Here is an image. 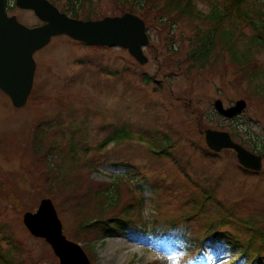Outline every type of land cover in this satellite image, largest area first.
<instances>
[{"label": "rangeland", "instance_id": "374dc122", "mask_svg": "<svg viewBox=\"0 0 264 264\" xmlns=\"http://www.w3.org/2000/svg\"><path fill=\"white\" fill-rule=\"evenodd\" d=\"M55 1L59 8L67 6L66 0ZM9 2L8 14L27 26L40 24L32 11L18 9L14 0ZM194 2L197 8L209 11V0ZM214 3L221 5V0ZM123 4V0H94L91 8L80 9V15H116L125 8ZM236 22L225 25L235 30V45L242 49L251 42L254 30ZM148 25L152 45L144 50L149 59L144 65L135 64L119 47L91 48L59 36L33 55L36 69L26 105L12 107L0 91V255L6 262L58 264L50 246L32 236L22 222L25 211L34 210L41 198L50 197L64 234L83 248L92 264H249L243 255L249 245L251 258L260 242L257 232L254 235L256 227L262 228L264 236V170L242 169L231 151L211 155L202 131L207 127L232 128L249 146L253 147L252 141H247L249 136L264 144V78L251 85L221 51L217 57L214 53L203 69L191 67L190 59H184L190 48L187 38L194 37L197 28H208L206 20L184 17L175 21L170 31L177 40L174 47L181 46L177 53L168 52L166 31L160 32L152 21ZM253 52L254 67L264 69V45ZM102 68L116 74L102 72ZM142 74L161 80L159 91L154 89L156 81L141 82ZM242 97L248 108L235 119H221L213 110L216 98L228 105ZM127 126L138 133L154 135L148 130L156 129L170 135L175 142L171 155L155 154L139 134L126 136ZM111 135L113 139L103 152L96 153L97 144ZM35 143L41 144L39 150ZM87 175L95 181L90 184L97 185L96 189L113 181L109 201L118 198V204L103 208L94 202L104 197L102 193H87L93 200L85 202L77 214V202L72 196L65 199L80 180L85 184ZM130 181L144 187V206L138 213L146 227L152 226L153 219L166 223L179 214L176 225L183 227L190 239L126 231L94 241L89 230L76 232L84 220L122 213L131 195L138 197L140 192L125 190L133 188ZM209 189L214 193L206 200L204 191ZM201 200L205 210L194 214L191 207ZM133 201L131 216L137 219L139 209ZM221 216L226 217V224L211 229L209 235L224 232L232 244L223 237L203 238L205 224ZM89 239H94L91 246ZM201 239L202 252L197 254ZM260 252L264 255V246ZM256 264H264V260Z\"/></svg>", "mask_w": 264, "mask_h": 264}, {"label": "water", "instance_id": "95a60500", "mask_svg": "<svg viewBox=\"0 0 264 264\" xmlns=\"http://www.w3.org/2000/svg\"><path fill=\"white\" fill-rule=\"evenodd\" d=\"M16 4L20 8L33 9L47 23L27 28L18 23L15 16H6L4 0H0V88L9 95L15 107L26 102L31 90L35 69L33 52L47 44L53 35L64 33L89 44L120 45L140 63L147 61L141 48L148 44L144 22L132 13L81 21L60 13L47 0H16ZM214 106L220 114L231 117L242 111L246 103L240 99L233 106L223 108L222 102L216 100ZM205 141L214 151L234 149L239 163L245 168H260L262 155H255L234 142L225 131L207 129ZM23 222L33 235L50 243L59 257V264H90L80 246L62 234L61 222L50 199H41L35 212H25Z\"/></svg>", "mask_w": 264, "mask_h": 264}, {"label": "trees", "instance_id": "16d2710c", "mask_svg": "<svg viewBox=\"0 0 264 264\" xmlns=\"http://www.w3.org/2000/svg\"><path fill=\"white\" fill-rule=\"evenodd\" d=\"M118 1V0H117ZM120 1V0H119ZM125 4L121 7H125L122 11H130L133 13H138L146 22V25L149 26V22H154L155 26L160 29V32H167L165 36V45L169 53H177V50L181 47L176 44L174 47L176 39H172L174 36L173 31L171 32V26L175 23L176 20L190 17L192 19H203L209 22L208 28H197L194 37L187 38L189 41L188 50L186 52L185 60L190 59L191 67H198L203 69V67L212 60L214 53L217 55L218 51H221L222 54L227 55L232 63L236 65L240 74H243L242 78H246L254 85H257L256 82H253L255 79L264 78V69L254 67L255 58L253 55V50L258 49L260 46L264 45V0H221V5L214 3V0L210 1V8L208 12H204L201 9L195 6L194 0H123ZM94 0H66L67 5L64 9L71 13L74 17L80 16V9L82 7L91 8ZM129 5L130 8L126 6ZM135 8V9H134ZM90 12H94L89 10ZM142 12V13H141ZM87 18L89 16H86ZM236 20L239 23H245L249 25L253 30L254 34L251 36V42L247 43L245 48L239 49L235 45V36L234 32L228 25H225V22L232 23ZM236 22V23H237ZM238 24L236 26L238 27ZM179 58V57H178ZM180 59V58H179ZM174 65H176L174 63ZM178 70V68H177ZM255 92V91H254ZM261 92V91H259ZM150 134H153L151 132ZM163 141L165 142L166 147L170 145V139L168 136H163ZM259 144V145H258ZM150 146H156V149L162 150L161 143L154 136L150 139ZM257 152H263L264 144L262 142H253V148ZM158 150V151H159ZM167 152V151H166ZM169 156L170 153H167ZM216 154L214 153L213 156ZM85 181V180H84ZM94 184V183H93ZM66 187L70 184L66 183ZM72 186V185H71ZM70 187V186H69ZM97 185L92 186L87 180L83 184L80 180L78 187L74 186L70 195L65 199L66 201L72 196L74 202L79 205V209L75 211L80 215L82 206L85 202L93 200L90 196L86 195L87 193H102L103 198H98L94 202L96 204H103V208L108 205H117L118 198L115 202L109 201L110 196L106 194L109 189L107 187L97 188ZM209 192V193H208ZM212 191H204L205 199L211 198ZM97 198V197H93ZM122 211L124 216L108 215L103 214L99 218H91L84 220L80 223L78 230L81 234V229L89 230L95 235V240H100L105 237L111 236L114 231H128L134 230L135 228L141 230L139 225H135L134 219H132V205L127 204ZM205 203L203 200L199 203L194 204L191 208L194 214L204 211ZM184 212V211H183ZM228 213V212H227ZM218 220H221L220 218ZM221 222V221H220ZM219 222V223H220ZM134 223V224H133ZM217 221H213L208 225L207 230H211L217 226ZM247 224V223H245ZM249 224V223H248ZM84 230V231H85ZM175 222L168 223H153L152 232L153 237L161 238L166 234H178L175 231ZM173 231V232H172ZM257 232V233H256ZM259 234V244L256 248V252L252 255L253 262H258L264 260L263 256H260V249L264 246V236L262 235V228L256 227L254 234ZM182 238L185 237L183 233H180ZM216 236L222 237V233L216 234ZM92 239H89L88 244H92ZM233 243V242H232ZM3 255H0L3 264H12L6 262V259L3 258Z\"/></svg>", "mask_w": 264, "mask_h": 264}]
</instances>
